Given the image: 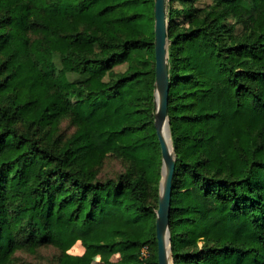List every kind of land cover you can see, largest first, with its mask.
I'll return each mask as SVG.
<instances>
[{
	"label": "trees",
	"instance_id": "1",
	"mask_svg": "<svg viewBox=\"0 0 264 264\" xmlns=\"http://www.w3.org/2000/svg\"><path fill=\"white\" fill-rule=\"evenodd\" d=\"M153 6L0 0V264H157ZM166 12L172 264H264V0Z\"/></svg>",
	"mask_w": 264,
	"mask_h": 264
},
{
	"label": "water",
	"instance_id": "2",
	"mask_svg": "<svg viewBox=\"0 0 264 264\" xmlns=\"http://www.w3.org/2000/svg\"><path fill=\"white\" fill-rule=\"evenodd\" d=\"M154 58H155V106L154 128L161 150V178L159 198L155 218V238L157 243V264H172L170 250L169 208L171 179L175 169V153L168 151L167 139L171 142L167 100L169 90L168 44L166 26V0H154ZM172 146V144H171Z\"/></svg>",
	"mask_w": 264,
	"mask_h": 264
},
{
	"label": "rangeland",
	"instance_id": "3",
	"mask_svg": "<svg viewBox=\"0 0 264 264\" xmlns=\"http://www.w3.org/2000/svg\"><path fill=\"white\" fill-rule=\"evenodd\" d=\"M211 0H196L197 5H205ZM118 70L122 69V66L116 67ZM60 130L65 134L73 132L74 127H71L67 120H64L60 125ZM123 170V164L115 157L107 156L101 166V173L103 176L115 177L120 171ZM69 253L79 255L81 257H90L91 264H104L100 261V255L98 253L87 252L80 244L74 245ZM142 255H147V250L142 249ZM59 252L53 247H41L33 252L28 251H16L12 257L10 264H51L55 263ZM118 259V254L111 257V261L115 262Z\"/></svg>",
	"mask_w": 264,
	"mask_h": 264
},
{
	"label": "bare ground",
	"instance_id": "4",
	"mask_svg": "<svg viewBox=\"0 0 264 264\" xmlns=\"http://www.w3.org/2000/svg\"><path fill=\"white\" fill-rule=\"evenodd\" d=\"M167 147H168V151L171 153L172 152V146H171V142L169 141V139H167Z\"/></svg>",
	"mask_w": 264,
	"mask_h": 264
}]
</instances>
